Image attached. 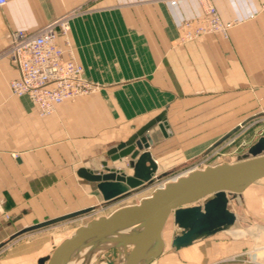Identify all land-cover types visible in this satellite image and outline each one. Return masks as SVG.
I'll use <instances>...</instances> for the list:
<instances>
[{"label": "crops", "instance_id": "obj_1", "mask_svg": "<svg viewBox=\"0 0 264 264\" xmlns=\"http://www.w3.org/2000/svg\"><path fill=\"white\" fill-rule=\"evenodd\" d=\"M210 2L232 24L228 37L212 34L187 43L178 41L177 26L201 15L197 0H7L0 6V229L23 224L9 239L103 202L95 184L77 170L99 171L108 148L163 111L172 134L149 132L157 175L222 137L212 144L195 141L189 125H237L232 115L264 109V0ZM72 11L69 48L60 35L57 43L64 59L73 58L83 76L102 88L39 117L26 97L11 94L9 82L18 69L2 53L11 32H35ZM211 112L222 119L211 121ZM90 193V202L82 198ZM75 199L79 207L53 214ZM231 200L236 221L230 230L178 250L170 246L178 232L170 217L163 250L151 264H264V178ZM46 214L51 216L32 222ZM38 254L41 264L42 251Z\"/></svg>", "mask_w": 264, "mask_h": 264}, {"label": "water", "instance_id": "obj_2", "mask_svg": "<svg viewBox=\"0 0 264 264\" xmlns=\"http://www.w3.org/2000/svg\"><path fill=\"white\" fill-rule=\"evenodd\" d=\"M262 115L264 112L239 123L209 150ZM165 117L163 111L125 141L108 148L103 153L99 171L81 167L76 172L78 177L95 184L104 203L151 186L166 173L156 174L157 163L149 152L153 144L149 132L157 127L164 137L170 135L171 131ZM109 162L123 166L112 167ZM127 170H130L131 174H127ZM262 178H264V136L258 138L234 163H221L191 171L176 181L156 189L136 204L120 207L107 216H98L77 227L69 237L62 239L43 264H66L71 254L81 248L85 242L115 235L132 226H136L137 232L131 237L119 236L107 241L117 242L123 247L131 245L126 251L123 264H151L163 250L162 232L170 217L178 230L173 234L170 242L171 248L175 250L190 246L216 233L228 231L236 221L234 213L228 208L229 201ZM93 209L94 207H89L26 228L11 239L58 222L74 219Z\"/></svg>", "mask_w": 264, "mask_h": 264}, {"label": "built area", "instance_id": "obj_3", "mask_svg": "<svg viewBox=\"0 0 264 264\" xmlns=\"http://www.w3.org/2000/svg\"><path fill=\"white\" fill-rule=\"evenodd\" d=\"M6 1L0 0V6ZM197 2L201 15L178 24L179 41L192 42L212 34L227 38L232 24L222 20L210 0ZM73 15L71 12L59 17L35 32H11L9 45L2 53L18 69L17 78L9 82L11 94L26 97L39 117L53 114L56 106L64 101L98 93L102 88L83 76L82 66L73 58L64 59L65 51L57 43L60 35L69 48V20ZM198 169L203 168L195 167L185 175Z\"/></svg>", "mask_w": 264, "mask_h": 264}, {"label": "rangeland", "instance_id": "obj_4", "mask_svg": "<svg viewBox=\"0 0 264 264\" xmlns=\"http://www.w3.org/2000/svg\"><path fill=\"white\" fill-rule=\"evenodd\" d=\"M72 12L76 14V11ZM256 110L258 111L257 113L230 116L232 117V121L235 118V123H241L253 115H258L264 111V109H262L260 106ZM226 116L228 117V115ZM222 117L223 114L213 112L210 114V120L213 122L220 121ZM218 124L219 125H189L190 127L188 132H192L193 139H195V141H198V139H207V143L212 144L236 126L232 124L223 125L221 122ZM151 131L153 134L158 135L159 133L160 136L161 132L157 127H154ZM262 136H264V115L250 121L230 138L213 149H208L204 153L196 154L190 160L178 163L176 166L169 168L165 172L166 175L161 177L158 181H154L151 186H148L139 192L131 193L129 196L123 197L124 199L121 198L108 203H97L94 206L93 211L89 213L52 226L24 233L14 239H9V236L21 229L23 224L18 223L16 225L3 226L4 230L0 229V243H3L2 247H0V264H37V260L39 258L38 253H41L42 251L41 257L45 260L52 253L54 248L59 245L63 238L69 237L74 232V229L86 224L91 219L97 218L98 216H107L122 205L138 203L140 200H142V198L151 195L156 190V185L192 170L195 167L205 168L221 163H234L237 161L238 157L246 153L247 149ZM206 146L207 145L204 147ZM178 156H181L180 151L178 152ZM93 195V193H90L89 196L82 195V198L88 199V202H90L93 200ZM78 205L79 202L77 203V200L75 199L72 204H62L60 208L54 210L53 214H63L70 210L76 209L79 207ZM49 216H51V214H46L40 219H34L32 222L45 220L49 218ZM4 217L6 220L9 219L8 215H4ZM238 233L241 235L244 234V232ZM97 249L98 247L94 245H90V247L88 246L84 251L80 252L81 254L78 253L74 257V261H76L77 264H88L89 261V264H101L104 261L113 262L119 259V254L116 248L108 249L103 253L97 252ZM43 262L41 264H43Z\"/></svg>", "mask_w": 264, "mask_h": 264}, {"label": "bare ground", "instance_id": "obj_5", "mask_svg": "<svg viewBox=\"0 0 264 264\" xmlns=\"http://www.w3.org/2000/svg\"><path fill=\"white\" fill-rule=\"evenodd\" d=\"M239 124V123H238ZM237 124V125H238ZM236 125V126H237ZM119 166H123V165H121V164H119ZM185 174L186 173H184V174H182L181 176H185ZM180 176H178V177H174V178H172V179H170V180H167V181H165V182H162V183H160V184H158V185H156L155 186V188L156 189H159V188H162V187H164V185L165 184H167V183H171V182H174V181H176L178 178H179ZM144 197V196H143ZM146 197H148V196H146ZM145 198V197H144ZM143 199V198H142ZM140 200V199H139ZM132 205V204H131ZM92 207H94V206H92ZM260 230V229H259ZM137 232V229H136V226H132V227H129L128 229H124V230H121V231H119V232H117L115 235H111V236H108V237H105V238H102V239H98V240H96V241H92V240H89V241H91V242H89V241H87V242H85V244L81 247V248H78L76 251H74L72 254H71V256L69 257V259H68V261H67V263L66 264H77V262L76 261H74V257L78 254V253H80V252H82V251H84L89 245H94V246H96V247H98V249L96 250L97 252H99V253H103V252H105V251H107L108 249H111V248H116L117 249V251H118V254H119V259L118 260H116V261H113L111 264H123L124 263V261H125V257H126V251H127V249L129 248V247H131V245H127V246H121L119 243H117V242H108L107 240H109V239H111V238H113V239H115V238H117V237H119V236H125V237H131L134 233H136ZM262 233V232H261ZM90 247V246H89ZM86 252V251H85ZM81 254V253H80ZM95 255V254H94ZM82 260V259H81ZM95 260V259H94ZM105 262H107V261H105ZM80 263V262H79ZM90 263V261L88 262V264ZM101 264H109V263H104V262H102ZM143 264V263H142Z\"/></svg>", "mask_w": 264, "mask_h": 264}]
</instances>
